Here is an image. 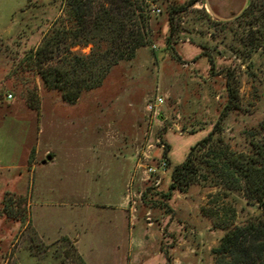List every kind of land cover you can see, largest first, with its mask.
Returning <instances> with one entry per match:
<instances>
[{"label": "rangeland", "instance_id": "obj_1", "mask_svg": "<svg viewBox=\"0 0 264 264\" xmlns=\"http://www.w3.org/2000/svg\"><path fill=\"white\" fill-rule=\"evenodd\" d=\"M133 1L148 44L71 104L41 77L61 56H35L67 23L68 0H0V264H217L225 234L259 214L213 183L170 191L225 112L229 73L239 107L221 138L247 154L264 121V59L249 57L238 27L249 0Z\"/></svg>", "mask_w": 264, "mask_h": 264}, {"label": "trees", "instance_id": "obj_2", "mask_svg": "<svg viewBox=\"0 0 264 264\" xmlns=\"http://www.w3.org/2000/svg\"><path fill=\"white\" fill-rule=\"evenodd\" d=\"M198 1L189 0L187 7ZM93 2L68 0L67 23L61 21L53 28L35 53L40 65L61 56L60 64L47 67L41 77L45 85L60 91L71 104L82 92L101 86L113 67L134 59L137 51L148 44V18L133 0H104L99 5ZM238 27L243 31L241 43L250 49L249 57L259 54L264 59V0H249ZM78 43L91 46L90 53L72 52ZM235 81V73H229L225 112L213 131L173 169L170 191L185 193L200 182L213 183L224 192L242 191L249 204L258 205L259 214L229 230L213 253L217 264H264V121L253 135L247 154H234L220 136L223 121L239 107ZM4 210L10 211L8 203Z\"/></svg>", "mask_w": 264, "mask_h": 264}, {"label": "built area", "instance_id": "obj_3", "mask_svg": "<svg viewBox=\"0 0 264 264\" xmlns=\"http://www.w3.org/2000/svg\"><path fill=\"white\" fill-rule=\"evenodd\" d=\"M153 12L154 13H157V14H160L161 13V10L160 9H156V8H154L153 9ZM8 99L9 100H12L13 99V96L12 95H8ZM164 103V99L162 98V97H158V98H156V100H155V102L154 103H152V104H150L149 105V110L150 111H156V109L158 108V106H160V105H162ZM165 167V164H164V166H163V168ZM157 170H154V169H151L150 170V172H152V173H155Z\"/></svg>", "mask_w": 264, "mask_h": 264}, {"label": "water", "instance_id": "obj_4", "mask_svg": "<svg viewBox=\"0 0 264 264\" xmlns=\"http://www.w3.org/2000/svg\"><path fill=\"white\" fill-rule=\"evenodd\" d=\"M52 160V157L51 156H49L48 158H47V161H51ZM46 163V162H45Z\"/></svg>", "mask_w": 264, "mask_h": 264}, {"label": "crops", "instance_id": "obj_5", "mask_svg": "<svg viewBox=\"0 0 264 264\" xmlns=\"http://www.w3.org/2000/svg\"><path fill=\"white\" fill-rule=\"evenodd\" d=\"M16 181V180H15ZM13 184H14V182H13Z\"/></svg>", "mask_w": 264, "mask_h": 264}]
</instances>
